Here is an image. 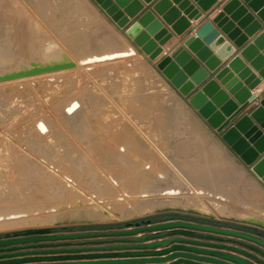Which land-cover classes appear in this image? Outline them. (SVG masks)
<instances>
[{
    "label": "bare ground",
    "instance_id": "obj_1",
    "mask_svg": "<svg viewBox=\"0 0 264 264\" xmlns=\"http://www.w3.org/2000/svg\"><path fill=\"white\" fill-rule=\"evenodd\" d=\"M43 1H46V3L42 4ZM36 3L39 7H42L43 10L47 12L46 16L47 18H49L52 24H58L57 27L59 28V31L61 33L69 32L70 26L73 25V23L78 25L77 28L81 29V27L84 25L83 23L90 22L93 25L94 34L91 36H84L82 34V31H80L78 33H74V34L72 33V35L66 36L67 41L69 42V45L72 48L76 49L78 53L77 56H75L71 52L67 44L64 41H61L56 36V34L46 24V22H44V20H42L39 17V15L33 10V8L28 3H26L24 0H0V84L9 85V84H12V82L15 83V82L22 81V80L29 81V79H33L36 82L37 78L38 80H42V81L46 80V82H48L47 81L48 79L50 80L52 77L55 78L56 75H60L62 77L60 78L58 77V78L61 80H64L63 82L64 85L65 84L67 85V83L68 84L71 83L72 85V86L70 85L67 88V91L69 93L71 92L70 94H68L66 90L63 91L62 88L61 89L59 88L62 85V83L61 84L59 83L61 82L59 80L57 83H55L56 81L53 80L51 81V84L49 85V87L47 86L51 90V92H52V88H55V90L53 91L54 93L52 92L53 94H51V92L49 93V95L51 94L50 100L52 99L51 102H49V106H50V103H51V106L50 108H48V110H41V105H39L40 107L37 108V110L40 109L41 110L40 113L44 112L45 114L41 113L43 115L41 114L39 115L37 112H35L34 114L31 113L33 116L30 115V117H28L30 118L29 128H31L33 132L32 133L29 132L30 134L28 135V132L26 131L28 135V136L26 135L24 138L26 145H27L26 148H21L17 145H12V144H7V143L0 144V209L6 207L8 205L6 203L8 202H13V206H14V203L21 204L24 201L29 200V198H31L34 195L33 192L36 186L41 185V187L45 189L46 187L49 186L48 187L49 189L47 190H48V193H51V196H48V197H55L59 199L62 197L64 198L66 196L65 195L66 192L71 194V196L69 195L70 198L67 195L66 200L62 199L55 204L50 203L48 206L43 205L42 203H40V201H39L40 204L38 202H35V203H38L36 205H39L38 206L39 208L36 209L37 213L43 214L48 211L49 212L52 211L53 214H50V215H53L52 218L54 220L57 219L59 216L60 217L64 216L69 211L85 212L89 216H94L99 219L100 218L107 219V218H114V217L118 219H123V218H129L135 215L138 216V215H141L147 212H153L159 206L161 207L180 206L184 208L197 209L202 212L209 213V214H216L217 216L219 215L236 216V217H239L245 220L264 224V191L259 186H257L256 183L254 182L252 183L251 181L252 179L250 180L249 177H246L243 179L244 186L246 187V189L244 190L247 191L246 193H248L250 197L249 200L246 199L245 196L243 197L245 200H242V199L237 200L235 199L237 195L234 194L235 195L234 198H233V195H231L233 193L228 194L226 191H224V189L221 188L223 190L222 191L220 187L218 186H217L218 188L216 186L211 187L210 184H209L210 186H207L201 183V181L206 179L205 177L207 176L208 177L210 176L211 179H212V176L214 177L213 179L218 178V175L215 174V171H213L214 169L212 170V168H214L215 166V168L218 169L220 165L225 164V162L228 161V159L224 155L217 154L219 158L218 157L216 158V156L214 158L213 157L214 155L213 156L210 155V157H207V158H202L200 155L197 156V159L194 161V164L196 166L192 168L193 169L192 176L195 179L199 180L198 185L195 186V185L190 184V186H187V185H184L183 183L176 184L172 182L171 176L167 172L157 168L156 166L157 159H155L156 158L155 152L156 153L159 152L162 154L163 158L170 160L172 157H174V154H173L174 148L172 149L170 146H166L163 148L158 147L157 144L152 139L153 136L155 135L153 133V129H150L149 134H147V139L150 140L151 143L150 145H146L144 149L142 146L136 143V140H137L136 135L135 137L132 134H130L129 136H122V133L120 132L118 133L115 131L116 128H119V126H121L120 124L121 121L115 120V122H112L113 124H111L110 120H108V117L111 114L110 110H106L107 112L101 111V109H99V111H94V110H90L89 107H87L88 113L86 115L83 112H81L83 109L84 103L82 102L80 97H78V94H77L78 92L76 93L74 91L75 88H78V85L76 84L74 85V83L82 81L86 77V75L89 73L91 68L97 69L96 67L100 66L99 64L104 63V61H108L111 59L120 60L123 58H131L130 60L136 61V60H139L140 57H143V54L140 53L133 45H131V43H129V41L123 34H121L117 30H114L110 24H108L109 27L103 24L104 23L103 16L88 0H37ZM57 10L60 12V15H61L60 20L53 16L54 12ZM108 28L114 32V37L116 38V42H117L115 45V48L111 50L110 49L108 50V47L101 48L102 50L99 49L100 53L86 54L85 52V49L87 48L86 45L92 40H95V38L97 37H98L97 40H99V43L101 44L102 43L101 40H104L107 38L106 31H108L107 30ZM142 28L145 29V27H142ZM18 71L22 73L18 75H12V76L10 75ZM156 72L159 75L161 82L163 80V82H165V84L168 85V83L160 75V73L157 70ZM7 75H10V76H7ZM161 82H160V86L162 84V87H163V82L162 83ZM44 87H45V84H44ZM65 93L68 95H66ZM159 97L160 98L158 97L156 98L155 97L127 98L126 99L127 101H125L126 103L124 105L128 107L130 110H133L138 113H144V114H149L148 112L151 109H153V111L157 113L154 115L156 116L155 118L157 119L158 118L160 119L162 114L166 115V118H170V119L174 118V120H172L174 121L173 123L174 127L175 125L178 126L179 124H182V125L185 124V122L182 120V117L184 113H188L187 109L183 107V105H175V106L171 105L170 99L168 95L165 93L164 94L160 93ZM7 111H10V110H7ZM81 114H82V117H79L78 119V116ZM123 114H124V111H123ZM122 116H120V118ZM58 117H61L63 120L65 119L69 120V118H71V120L75 119L74 120L75 124L78 123L77 121H81L82 127L78 125L77 126L79 127V129L81 128L80 131H82L85 134H88V133L90 134V133L96 132L97 130L100 132L99 134L100 137L98 136L96 138L89 137L87 141L83 140L86 142H81L82 139H80L81 145L79 143V145L82 146L81 149H82V152L84 153L83 155L89 156L90 164L95 165L98 168V172L97 173L95 172L96 173L95 178H100L101 180L100 182L98 181L99 183L97 185H95L96 189L94 190L92 188L93 190L92 189L88 190L89 192L87 191L86 195H85L86 190L84 194H80L81 189H79V185L75 181H73L74 179L72 177L75 176L73 175L74 172L73 174L71 173L73 176L70 177L69 172H68L69 173L68 175V173H66L67 171L66 172L64 171L65 169L63 170L61 169L62 167L61 168L58 167L57 165L54 164V162L52 163L48 161L49 158L47 157L48 158L47 159L45 155L43 154V152H41V147L44 146V145L41 146V144H43L44 140L45 141L47 139L51 140L52 138L56 137L54 134L59 133L60 131L59 129L60 127L58 125L60 124V121L62 119L57 120ZM125 117H126V114H125ZM127 117L132 118V116H129V115ZM65 123H68V122L65 121ZM69 123L72 124L73 122L71 123L69 121ZM66 125H67V128L69 129L70 127L69 124H65V126ZM190 125L193 126L192 123H190ZM19 127L21 128V126ZM25 127L27 128L28 126H25ZM112 128H115V129L109 130ZM163 128L165 127L163 126ZM193 128H195V126H193ZM3 129L5 128L3 127ZM63 129L64 128L62 126L61 132L63 131ZM70 129L72 128L70 127ZM20 130H22V128ZM76 130L77 129H75V131ZM177 130L180 132L179 129ZM189 130H193V129H189ZM11 131L13 130H10V132ZM108 131L112 132L113 135L111 137L106 138L107 136L106 134H108ZM166 131H164V133ZM171 133L173 134L174 132H171ZM181 133L183 134V131H181ZM19 134H23V133H19ZM166 135H168V133ZM172 136H174V134L171 135V137ZM72 139L74 140V138ZM91 139L95 143L96 142L102 143V141H106L108 142V145H107L108 149H111V147H114L116 149L114 153L115 155L112 157L115 158L114 160L115 163H119L123 165L124 169L126 168V170L128 171V177L130 178L131 183H127V185L122 184L121 183L122 180H120V177L118 178V174L122 173V171L120 170L121 172H118L117 175H114L113 174L114 171L112 173L109 170L110 169L108 167L109 163L105 164V166L107 165L106 167L109 168L108 170L105 167H104L105 168L104 170H102L103 168L100 169L99 163L103 162L104 159H102L103 161L99 162V161L93 160L94 157L92 156L93 158L92 159L91 155H89L90 153L89 149L94 148L91 145V141H90ZM24 140L22 143H25ZM60 142H61L60 143L61 146H66V145L69 146V145H72L73 143V142L71 143V140H69L68 138H65V135H64V141H60ZM200 144L201 142L195 139L192 146H194L195 149H199ZM50 147L55 148L53 144H50ZM141 149H144L147 152ZM141 151L142 152L144 151L145 153L144 152L142 153ZM46 153H49V152H46ZM59 158L63 159L62 156H59ZM175 158L176 157H174V159ZM114 161L112 160L111 162H114ZM61 164L63 165V163ZM212 165H214L212 168L210 167L209 169H207V167L212 166ZM80 166L82 168L83 164L81 163ZM81 168L79 167L80 170ZM75 170H77V168ZM89 170L91 169L89 168ZM70 171L72 172L71 169ZM127 171L125 174H127ZM89 172L91 171H88V173ZM79 173L81 174L82 171H80ZM151 176H154L158 180V182H163L165 185L162 188L153 190L151 192V191H146V189L148 188L147 186H140L141 182L139 183V185L137 184V181L139 179H142V178L148 179ZM234 176L238 181L241 180L240 177L236 175ZM81 178L84 179L83 176ZM78 179L81 180L80 177ZM92 179L91 181H93L94 183L95 179L94 180ZM207 180H208V183L211 181V180L209 181L208 178ZM83 181L87 182L86 179ZM216 181L218 180L216 179ZM216 181H215V184H216ZM123 183H126V182H123ZM220 183H221V180H220ZM89 184H88L89 187H91V183ZM136 184L138 185L140 189H143L142 193H140L139 195L132 193V192H135L136 189H138V188L135 189ZM84 186L82 185L81 188ZM77 187L80 191H78ZM83 190H82V193H83ZM141 197H142V200L139 201ZM38 200H41V199H38ZM159 202H162V204L160 203L159 205ZM25 203H23V206ZM9 206L13 208L12 204ZM23 213L25 214L22 216H25L27 212H23ZM30 213H32V211H30ZM5 214H8V215H4V216L1 215L3 218H1L2 220L0 221L5 222L7 218H12L13 213L12 215L11 214L9 215V213L7 212ZM19 214H22V213L18 212V215ZM14 216L16 215L14 214ZM22 219H24V217ZM48 219H50V222H51V218H48ZM24 220H26V218ZM26 221L27 223L29 222L28 220ZM2 222H0V225L2 224ZM4 224L7 225V223H4ZM4 224H2L3 227L6 226ZM1 226L0 228L2 229L3 227Z\"/></svg>",
    "mask_w": 264,
    "mask_h": 264
},
{
    "label": "water",
    "instance_id": "obj_2",
    "mask_svg": "<svg viewBox=\"0 0 264 264\" xmlns=\"http://www.w3.org/2000/svg\"><path fill=\"white\" fill-rule=\"evenodd\" d=\"M94 1L117 26L124 29L126 35L131 38L140 51L149 56L161 75L181 96L186 98L187 104L196 109L207 124L221 135L224 143L238 155L248 167L249 172L264 186V95L262 93L253 95L251 92L261 83L262 79L246 67L239 57H235L230 61L229 67L239 72L238 77H234L227 67L220 69L216 74V78L226 84V88L229 89L228 93L220 88L216 80H207L220 64L212 56L208 46L219 47L222 45L218 53L227 55L232 51L233 46L228 42L225 43V38L221 36L220 30L232 40L239 35V29L235 28L234 23L229 21L225 14L233 13V18L240 19L239 26L249 25L247 31L259 30L264 22V0H230L224 6L223 12L219 13L212 21L206 22L196 32L197 36H191L185 41L188 49L201 62H204L207 69L185 47H180L172 55H166L156 60L163 51L162 45L173 36V33L164 26L160 19L156 18L150 9L144 11L136 21L128 24L129 18L134 17L143 8L137 0ZM144 1L149 3L152 0ZM193 1L174 0V3L179 4V7L176 8L172 7L170 0H158L153 5V10L162 15L164 21L172 25L174 32L182 35L191 25L189 19H199L203 12L210 10L217 2V0ZM249 8L252 12H249ZM182 9L187 17L182 16ZM125 13L128 15L125 16ZM244 42V38L240 37L235 41V44L242 46ZM223 43L225 44L223 45ZM256 45L263 49L262 54L257 51ZM242 55L251 61L252 66L259 71L260 76L264 79V32L254 40V44L245 46ZM21 73L18 71L10 75ZM239 78L242 80L240 81ZM218 107L219 110H217ZM241 113L243 115L239 116ZM245 221L248 222L245 224L248 228L242 230L223 227L218 220L198 216H194L191 220H175L171 216H164L161 222L155 224L152 223L151 218L142 217L138 221H127L126 227H130L127 229L87 233L58 234L53 233L52 227H29L25 230L0 233V264L51 260V258H42L43 256L14 258L30 254L150 248L153 244L126 243H140L147 238L164 237L168 235V232L129 238L139 232L165 229H176L175 233L194 238H175L178 241L226 250L177 245L173 249L182 251L178 253H181L180 255L185 258L180 261L184 264H264V224ZM87 238H96L93 242L97 246H85ZM73 240L76 242L73 247H70ZM43 241H49V243H42ZM38 248L43 250H37ZM158 254L160 253L142 251L131 255L154 257ZM163 260L165 259L154 257L79 263H158ZM40 264H76V262Z\"/></svg>",
    "mask_w": 264,
    "mask_h": 264
},
{
    "label": "rangeland",
    "instance_id": "obj_3",
    "mask_svg": "<svg viewBox=\"0 0 264 264\" xmlns=\"http://www.w3.org/2000/svg\"><path fill=\"white\" fill-rule=\"evenodd\" d=\"M24 1L26 3H28L33 8V10L39 15V17L42 20H44V22H46V24L52 29V31L56 34V36L61 41H64L67 44V46L70 48L71 52L75 56H77L78 53H77L76 49L72 48L69 45V42L67 41L66 36L72 35V33L73 34L78 33L80 31H82V34L84 36H91L94 34L93 25L90 22L83 23L84 25L81 27V29L77 28L78 25L73 23V25L70 26V30H69V32L71 31L70 33L69 32L61 33L59 31V28L57 27L58 24H52V22L46 16L47 12L45 10H43L42 7H39L37 5V3H36L37 0H24ZM88 1L99 12L102 10L95 3L94 0H88ZM45 3H46V1L42 2V4H45ZM101 15H102V13H101ZM53 16L59 20L61 18L60 12L58 10L54 12ZM103 18H104V16H103ZM103 24H105L109 27L108 24H110V23L108 21H106V19L104 18ZM111 27H113V26L111 25ZM75 28H77V29H75ZM113 29L116 30L114 27H113ZM107 30H108V31H106V37L107 38L104 40H101L102 45L99 43V40H97L98 37L95 38L96 41L92 40L91 42H89L86 45V47H87L85 49L86 54L100 53L99 51L102 50L101 48L108 47V50L115 48V45L117 42H116V38L114 37V32L111 31L109 28ZM130 59L131 58H123L120 60L119 59H111L108 61H104V63H100L99 64L100 66L96 67L97 69L91 68L89 73L86 75V77L82 81L74 83V85L75 84L78 85V88H75V89L73 88V89L76 93L78 92L77 93L78 97H80V99L84 103L83 109L81 112H83L86 115L88 113L87 107H89L90 110H94V111H99V109H101V111L107 112L106 110H110L111 114L108 117V120H110V123L113 124L112 122H115V120L121 121L120 122L121 126H119V128H116L115 131L118 133L119 132L122 133V136H129L130 134H132L135 137V135H136L137 136L136 137V139H137L136 143H138L144 149H145L146 145H150V143H151L150 140L147 139V134H149L150 129H153V133L155 135L153 136L152 139L154 140V142L157 144L158 147L163 148L166 146H170L172 149L174 148L173 154H174V157H176L175 159H174V157H172L170 160H167V159L163 158L162 154L159 152H157V153L155 152V154H156L155 159H157V163H156L157 168L167 172L171 176L172 182L176 183V184L183 183L184 185H187V186H190V184L195 185V186L198 185L199 180L195 179L192 176V171H193L192 168H194L196 166L194 164V161L197 159V156L200 155L202 158H207V157H210V155H212V156L214 155L213 156L214 158H215V156H216V158L217 157L219 158V156L217 154L224 155L228 159V161L225 162V164L220 165V167L218 169H216L214 165L207 167V169H209L210 167L212 168L214 166V168H212V170L214 169L213 171H215V174L218 175V178H216L218 181H216V179H213L214 178L213 176H212L213 181L210 178V176L209 177L207 176V177H205L206 179L201 181V183L203 185H207V186L211 185V187L212 186H216V187L218 186V187H220V189L221 188L224 189V191H226L228 194L233 193L231 195H233V198L235 195H237V197H235V199H237V200H239V199L245 200L243 198L244 196L246 199L250 198L248 193H246L247 191L244 190V189H246V187L244 186L243 179L247 177L245 174L246 172L244 170H242V168H240V163L234 159V157L232 156V153L224 145H222V142H224V141L222 140L221 135L220 134H217V135L212 134V132L206 127V125L204 123H202L194 113H192V111L187 107L186 103H184V101H182V99L172 89L173 86L170 83H169L170 85L169 84L166 85L165 82H163V80H162L163 87H162V84L160 86L161 79L156 72L155 66L152 63H150V61H148L147 59H144V57H140L139 60H136V61L130 60ZM58 77L60 78L62 76L56 75L55 78L57 79ZM55 78L52 77L51 78L52 80L48 79L47 81L48 82L50 81L49 83L46 82V80L42 81V80H38V78L36 80V78H35L36 82L33 79H29V81L31 83L28 80H26V81L22 80V81H18L19 83L18 82H15V83L12 82V84H9V85L0 84V112H1L0 113V144L1 143H7V144H12V145H17L21 148L27 147L26 142L24 140L25 136L27 135L26 131L28 132V135L33 132L31 130V128H29L30 118H28V117H30V115L33 116L31 113L34 114L35 112H37L40 115L41 113H44V112L40 113L41 110H48V108H50L51 103L49 106V102H51V100H52V99L50 100L51 94H53L54 93L53 91L55 90V88H52V92H53L52 93L51 90L48 88L49 85L51 84V81L54 80V81H56L55 83H57L58 80L61 81L59 83L60 84L62 83V85L59 88L60 89L62 88L63 91L64 90L67 91V88L71 85V83L70 84L67 83L68 86L66 84L64 85V83H63L64 80H61L59 78L56 80ZM28 83H30V84H28ZM44 84H45V87H44ZM38 85H40L42 88ZM50 92H51V94L49 95ZM42 93H43V95H42ZM67 93L70 94L71 92L69 93L67 91ZM76 93H74V94H76ZM160 93H163V94L165 93L168 95L170 102H171V105H173V106L183 105V107H185L187 109L189 114L184 113V115L182 117V120L185 122V124H183L185 127L182 124H179L180 126L175 125V127H174V124H173L174 121H172V120H174V118L173 119L172 118L171 119L166 118V115H164V114H162L160 119L155 118L156 116H154V115L157 113H155L153 111V109H151L148 112L149 114H144V113H138V112H135L133 110H130L128 107H126L124 105L126 103L125 101H127L126 100L127 98H133V97H140V98H142V97H144V98H147V97H149V98L155 97L156 98V97H158V98H160L159 97ZM68 94H66V95H68ZM74 94H72V95H74ZM183 99L186 101V98L183 97ZM34 103L36 106L34 105ZM39 105H41V110L40 109L37 110V108L40 107ZM10 107H12L13 109ZM22 107H23V109H22ZM51 109H52V107H51ZM7 110H10V111H7ZM29 111H31V112H29ZM123 111H124V114H123ZM11 112H13L14 114ZM125 112H127L129 114H127ZM152 113H154V114H152ZM102 114H104V113H102ZM125 114H126V117H125ZM41 115H43V114H41ZM122 115H124V116H122ZM128 115L132 116V118L127 117ZM10 116H11V118H10ZM15 116H17V117H15ZM120 116H122V117L120 118ZM5 117H6V119H5ZM79 117H82V114L78 116V119H79ZM58 119L60 120L62 118L58 117L57 120ZM62 120L60 121V124L58 125L60 127L59 133H55L54 135L56 137L52 138L51 140L50 139H47L46 141L44 140L43 144H41V146L44 145L43 146L44 148L41 147V152H43V154L45 155L46 158L47 157L49 158V159L47 158L48 161H50L52 163L54 162V164L60 168L62 167L61 169H63V170L65 169L64 171L65 172L67 171L66 173L69 172L70 177L75 175L72 178L74 179L73 181H75L79 185V189H81L80 194H84V192L86 190V192H85V195H86L88 190H90L92 188L95 190L96 189L95 185H97L101 180H100V178H95L96 173L98 172V168L95 165L90 164L89 156L83 155L84 153L82 152V149H81L82 146H80L81 145L80 139H82L81 142H86L89 139V137H92V138H96L97 136L100 137V135H99L100 132L97 130L96 132H98V133L93 132L90 134L89 133L85 134L82 131H80L81 128L79 129V127H78V126H81V124H82L81 121H77L78 123L75 124V122H74L75 119L71 120V118H69V120H66V119L63 121ZM65 121H67L68 123H65ZM69 121L71 123L72 122L73 123L70 124ZM161 121H163V122H161ZM170 123H172L173 125ZM190 123H192V125L195 126V128H193V126H191ZM65 124H69V126L73 129V131L75 133L72 131V129H70V127L68 129L67 125L65 126ZM19 126H21L22 130H20L21 128ZM25 126H28V127L26 128ZM62 126L65 129V131L63 129V131L61 132ZM163 126L165 128H163ZM3 127L5 129H3ZM75 129H77V130L75 131ZM113 129H115V128H112L109 130H113ZM164 129H166L167 131ZM177 129H179L180 132ZM189 129H193V130H189ZM10 130H13V131L10 132ZM164 131H166L165 133L166 134L168 133V135H166L164 133ZM181 131H183L184 135L181 133ZM171 132H174L173 133L174 136H172V137H171V135H173V134ZM19 133H23V134H19ZM63 133H65V134H63ZM64 135H65V138H68L69 140H71V143L73 142L72 145L61 146L60 141H64ZM106 135H107L106 138H108V137H111L113 134H112V132L108 131V134H106ZM8 138H10V139H8ZM72 138H74V140ZM195 139H197V140H199V142H201L199 149H195V147L192 146ZM1 140H2V142H1ZM8 140H10V141H8ZM23 140L25 143H22ZM83 140H86V141H83ZM90 141H91V145L94 147L93 149H89V151H90L89 155H91V158L93 156L94 159L93 158L92 159L99 161V162L103 161L102 159H104V161H103L104 163L98 162L100 165V169L103 168L102 170H104L105 168H107V170H108L110 168L109 169L110 172L113 173V171H114V173H113L114 175H117L118 172L122 171V173L118 174V178L120 177V180H122L121 183L126 184V185H127V183H131L130 178L128 177V171L126 170V168L124 169L123 165H121L119 163H115V161H114L115 158L112 157L115 155L114 153H115L116 149L114 147H111V149H108V147H107L108 142H106V141H102V143L101 142L95 143V142H93L92 139ZM49 142H50V144H53V146L55 148H51ZM171 142H172V144H171ZM47 143L49 144V146ZM79 143H80V145H79ZM144 149H141V150H144ZM144 151L147 152L146 150H144ZM46 152H49V153H46ZM59 156H62L63 159H60ZM50 157H51V159H50ZM52 157H53V159H52ZM229 159L234 161L235 169L233 167V163H232L233 161L230 162ZM112 160L114 162H111ZM61 163H63V165ZM81 163L83 164L82 168L80 166ZM102 163L104 166L102 165ZM107 163H109L108 164L109 168L106 167L107 165L105 166V164H107ZM78 166L81 168V170L79 169ZM67 167L68 168L70 167V168L68 169ZM91 167H93L94 170ZM111 167H112V169H111ZM76 168H77V170H75ZM84 168H86V169H84ZM89 168L91 170H89ZM113 168H115L117 170H115ZM70 169L72 170V172L70 171ZM125 170L127 171V174H125L126 173ZM78 171L79 172L82 171L83 174L81 173L82 174L81 175ZM85 171H87V172H85ZM88 171H91V172L88 173ZM73 172H74V174H73ZM69 173H68V175H69ZM92 175H93V177H92ZM231 175H233V176H231ZM234 175L240 177L241 180L238 181ZM82 176L84 179L81 178ZM79 177L81 180L78 179ZM92 178L95 179L94 183H93V181H91ZM207 178L209 179V181L211 180L209 183H208ZM85 179L87 180V182L85 181L87 184L83 181ZM94 179H92V180H94ZM220 180H221V183H220ZM79 181H81V182H79ZM215 181H216L217 185L215 184ZM88 182L91 183V187H89L90 184ZM123 182H126V183H123ZM226 182H227V184H226ZM139 183L141 184L140 186H147L148 188L146 189V191H151V192L153 190L162 188L165 185L163 182H158V180L154 176H151L148 179H145V178L139 179L137 181V184L139 185ZM212 183H213V185H212ZM85 184L87 185V187ZM137 184L135 186V189L136 188H138V189H136V191L132 192V193L139 195L140 193H142L143 189H140ZM80 185L81 186L85 185V186L81 188ZM221 186H223V187H221ZM48 187H46V189H45V188L41 187V185L40 186L37 185L36 188L34 189V192H33L34 195L31 198H29V200L23 202V203L26 202L25 203L26 205L24 204V206H23V203H21V204L20 203H14V206L16 205L15 207L13 206V202L6 203L8 205L6 207L0 209V213H1L0 214V220H2L1 219V218H3L2 216L8 215V214H5L6 212L9 213V215L10 214L12 215V213H13V215H12V218H7L8 221L7 220H5V222L0 221V222H2V224L7 223V225L4 224V225H6V226H4L5 228L3 227L2 224H1L2 226L0 225L1 227H3L2 229L0 228V233L11 232V231H15V230H25L26 228H29V227H40V226H47V227H53L54 228V227H59V226L65 225V224L86 223V222L118 221V220H133V219H134L133 221H137L138 218H142V217L146 216L147 214L154 213V212H168V214H170V215L171 214H180L179 212L192 213V214H194V216L207 217L210 219L212 218V219L218 220L219 222H221V224H224V225L225 224L228 225V224L235 222V223L240 224V226H238L240 228H243L242 226H244L245 224H248V222L245 221V219H242V218H239L236 216H226V215L217 216L216 214H209V213L197 210V209L184 208V207H180V206H174V207H171V206L161 207V206H159L153 212H147V213H144V214H141L138 216L135 215V216H132L129 218H123V219H118L115 217L114 218H107V219H102V218L99 219V218H96L94 216H89L85 212L69 211L64 216H61V217L59 216L57 219L54 220L52 218L53 215H50V214H53L52 211H50V212L48 211V212L43 213V214L37 213L36 209L39 208L38 207L39 205H36V204H38L40 201V203H42L43 205L48 206L50 203L55 204L62 199L66 200L67 195L69 197V195L71 196V194L66 192L65 193L66 196L64 198L62 197L59 199L55 198V197H48V196H51V193H48V190H47V189H49ZM132 188H134V187H132ZM77 189H78V187H77ZM79 189H78V191H80ZM82 190H83V193H82ZM36 193H37V195H36ZM49 198L50 199L52 198L51 201ZM30 199L33 201V203ZM38 199H41V200H38ZM53 200H55V201H53ZM140 200H142V197L139 199V201ZM158 201H160V200H158ZM35 202H38V203H35ZM27 203L28 204L30 203L29 205H31V206H29ZM160 203L162 204V202H159V205H160ZM11 204H12L13 208L9 206ZM32 204H34V205H32ZM30 211H32V213H30ZM18 212H21L22 214H19L20 215L19 216ZM23 212H27L25 216H22L25 214ZM14 214L16 216H14ZM194 216H191V217H194ZM23 217H24V219L26 218V220H28V221L31 219L29 221L30 223L29 222L27 223L26 220L22 219ZM48 218H51V222H50V219H48ZM21 220L22 221L24 220L23 223ZM31 221H33V222H31ZM19 222H21L22 224ZM37 224H38V226H37ZM8 226H10V227H8ZM11 226H13V227H11Z\"/></svg>",
    "mask_w": 264,
    "mask_h": 264
},
{
    "label": "crops",
    "instance_id": "obj_4",
    "mask_svg": "<svg viewBox=\"0 0 264 264\" xmlns=\"http://www.w3.org/2000/svg\"><path fill=\"white\" fill-rule=\"evenodd\" d=\"M137 1H138V4H140L143 8L138 13H136V15L134 17L129 18L128 24L136 21V19L140 15H142V13L144 11L150 9L156 15V18L160 19L163 22L164 26L167 27L170 30V32L173 33V36L165 44L162 45L163 51L160 53V55L157 57L156 60H159L166 55H172L180 47H185L201 63V65L206 68L204 62H201L196 57V55L190 49H188V47L185 45V41L191 36H197L196 32L206 22L212 21L219 13L223 12L224 6L230 0H217V2L211 7L210 10L203 12V15L199 19H197V20L195 18L189 19L191 25H190V27H188V29L182 35H179L176 32H174V30L172 29V25L168 24L166 21H164L162 18V15H159L156 11L153 10V5L158 0H152L149 3L145 2L144 0H137ZM173 1L174 0H170L172 7L178 8L179 4L174 3ZM191 1L194 2L193 0H191ZM100 12L102 13V15L104 16L106 21H108L116 30H118L121 34H123L127 38V40L129 41V43H131V45H133L140 53H142L140 51V49L132 42V40L125 35V31L123 28H120L119 26H117L116 23L106 13H104V11L101 10ZM249 12H252V10L250 8H249ZM181 14H182V16L187 17V15L184 14L183 9L181 10ZM253 14H256V13H253ZM127 15L128 14L125 13V16H127ZM232 15H233V13H226L225 14V16L229 18V21L234 23L235 28L239 29V35L234 40L229 39L228 36L223 31H221L219 28L221 36H223L225 38V43L228 42L231 46H233V49L229 54L223 55L221 53H218L219 49L221 48L222 45L219 47H217V46L213 47V45L208 46L211 50L212 56H214L220 64L217 67V69H215V71H213V73H211V75L209 76V78L207 80H209V79L216 80V82L219 84L220 88L225 90L228 93L229 89L226 88V84H223L221 80L217 79L216 74L220 69L227 67V68H229V72L234 74V77H238L239 72L236 71L234 68L229 67V63L233 58L239 57L240 60L244 63V65L246 67L250 68V70L252 72L256 73L257 76H259L262 79L261 83H259L254 89L251 90L252 94L256 95L258 93H262L264 95V79H263V77H261L259 74V71L256 70L254 66H252L251 61L248 60L244 55H242V51L245 48V46H247L248 44H254V40L256 38H258L262 32H264V22H263L261 29L256 30V31H247V28L249 27V25L248 26H239L238 24L240 22V19L233 18ZM257 19H259V18H257ZM214 26L216 27V24ZM240 37H243L245 42L242 46H237L235 44V41ZM225 43H223V45ZM255 48L257 49V51L260 54H262L263 49L259 45L258 46L256 45ZM142 54H143L144 59H147L148 61H150V63H152L154 65V62L149 59L147 54H145V53H142ZM160 75H161V73H160ZM239 80L241 81L242 79L239 78ZM166 82L169 84V82L167 80H166ZM244 86L247 87V85H245V84H244ZM172 89L177 93V95L182 99V101H184V103H186L187 107L192 111V113H194L198 117V119L206 125V127L212 132V134L217 135L218 133L216 132V130L207 124V122L201 117V115L197 112V110L194 109L189 104H187V102L183 99V97L177 92V90L175 88L172 87ZM231 98H233L232 95H231ZM254 104H256V103H254ZM217 110H219V107L217 108ZM246 110H248V109H246ZM242 115H243V113L239 114V116H242ZM222 145H224L232 153V156L234 157V159L240 163V168H242V170H244L246 172L245 174L247 177L250 178V180L252 179L251 180L252 183L253 182L256 183L257 186H259L264 191V186L258 181V179L255 176H253L249 172L248 167L243 163V161L238 157V155H236L229 148V146H227L224 142H222ZM231 161H233V160H230V162ZM232 163H233V167L235 169L234 161ZM248 199H250V198H248ZM179 213L181 214L180 217L174 218L175 220L176 219L191 220L193 218L191 216H194V214H192V213H185V212H179ZM169 215L170 214H168V212H154V213L147 214L144 217L151 218L152 223L155 224V223L161 222L162 218L164 216H169ZM138 220H140V218H138L137 221ZM127 221H129V220L75 223V224H65V225H62L59 227H54V228L52 227V228H53V233H58V234L59 233L60 234H68V233H78V232L87 233V232L112 231V230H121V229L130 228V227H126L125 223ZM222 226L227 227V228H231V229L237 228V229L242 230V228L238 227V226H240V224L235 223V222L228 224V225L223 224ZM175 230L176 229L145 231V232H139L137 234L129 236V238H134V237L147 236L150 234H156V233H160V232H168V235H166L164 237L147 238L140 243H135V242L126 243V244H153L152 247L145 248V249H123V250L111 249V250H96V251L91 250V251H78V252L64 251V252L47 253V254H39V255L30 254V255H25V256H21V257H14V258H27V257H36V256H43L42 258H51V260L25 261V263H20V264H40V263H55V262L56 263L57 262H61V263L62 262H76V264H81L79 262H93V261H102V260H130V259H135V258L158 257V258L165 259V260L158 261V263L154 262V263H113V264H184L183 262H180V261L185 260V258L182 257V255H180L181 253H178V252H182V251H179L177 249H173L177 245L195 246V247L206 248V249H211V250H222V249H217L215 247L203 246V245H193L191 243L178 241L175 238H187V239H194V238L191 236L177 234V233H175ZM97 238H100V237H97ZM94 240H96V238L85 239V241H86L85 246H97L94 244V242H93ZM71 242H72V244L70 245V247H73L74 243L76 241L73 240ZM204 242H216V241H204ZM42 243L46 244V243H49V241H43ZM115 244H118V243L115 242ZM48 248H50V247H48ZM52 248H62V247H52ZM29 250H33V249H29ZM37 250H43V249L38 248ZM45 250H47V249H45ZM142 251H151V252L160 253V254H158L157 256H154V257H150V256L139 257V256L131 255V254H136V252H142ZM222 251H226V250H222ZM227 252H231V251H227ZM208 264H212V263H208Z\"/></svg>",
    "mask_w": 264,
    "mask_h": 264
},
{
    "label": "trees",
    "instance_id": "obj_5",
    "mask_svg": "<svg viewBox=\"0 0 264 264\" xmlns=\"http://www.w3.org/2000/svg\"><path fill=\"white\" fill-rule=\"evenodd\" d=\"M180 215L181 214H171V215H169V216H171V217H173V218H179L180 217ZM220 224H221V222H219ZM221 225H223V224H221ZM243 228L242 229H247L248 227L247 226H242Z\"/></svg>",
    "mask_w": 264,
    "mask_h": 264
}]
</instances>
